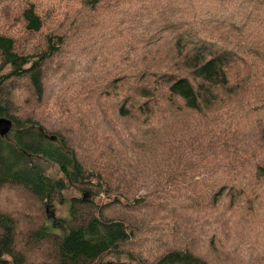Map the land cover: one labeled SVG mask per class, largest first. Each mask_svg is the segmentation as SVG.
<instances>
[{
    "label": "trees",
    "instance_id": "obj_1",
    "mask_svg": "<svg viewBox=\"0 0 264 264\" xmlns=\"http://www.w3.org/2000/svg\"><path fill=\"white\" fill-rule=\"evenodd\" d=\"M0 117V264H264V0H0Z\"/></svg>",
    "mask_w": 264,
    "mask_h": 264
},
{
    "label": "rangeland",
    "instance_id": "obj_2",
    "mask_svg": "<svg viewBox=\"0 0 264 264\" xmlns=\"http://www.w3.org/2000/svg\"><path fill=\"white\" fill-rule=\"evenodd\" d=\"M46 210L48 220L54 221L67 215L68 205L66 203L63 205L55 203L54 205H50V208L47 207ZM59 228H61V226Z\"/></svg>",
    "mask_w": 264,
    "mask_h": 264
},
{
    "label": "water",
    "instance_id": "obj_3",
    "mask_svg": "<svg viewBox=\"0 0 264 264\" xmlns=\"http://www.w3.org/2000/svg\"><path fill=\"white\" fill-rule=\"evenodd\" d=\"M12 122L6 117H0V135H5L11 128Z\"/></svg>",
    "mask_w": 264,
    "mask_h": 264
}]
</instances>
